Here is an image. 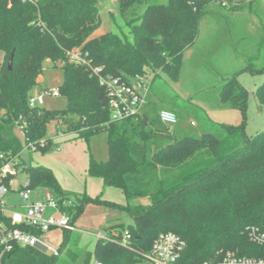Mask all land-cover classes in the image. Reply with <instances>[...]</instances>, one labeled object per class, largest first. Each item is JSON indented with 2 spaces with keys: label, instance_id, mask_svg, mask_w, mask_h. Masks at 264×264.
Listing matches in <instances>:
<instances>
[{
  "label": "trees",
  "instance_id": "16d2710c",
  "mask_svg": "<svg viewBox=\"0 0 264 264\" xmlns=\"http://www.w3.org/2000/svg\"><path fill=\"white\" fill-rule=\"evenodd\" d=\"M217 1L224 2L118 0L121 15L129 11L134 16L124 18L129 30L94 36L101 23L97 0H0V155L24 150L18 128L27 146L47 140L43 148H51L52 139L44 138L52 119L87 137L104 129L109 157L92 158L87 171L102 177L107 185L122 187L128 201L149 198L147 204L128 202L124 209L134 224L124 226L114 238H99L88 257H83L85 251L80 247L81 233L64 230L63 264H90V256L94 257L92 264L96 260L151 264L146 254L156 236L172 231L187 243L178 264L217 261L227 251L264 255V245L252 241L247 233L251 226L264 230V130L248 139L243 127L214 123V130L203 132L202 137L181 135L178 127L170 129L161 121V109L153 102L135 116L112 121L107 90L93 70L101 67L103 74L127 79L146 78L151 72L156 77L160 71L177 77L185 49L199 35L205 10ZM244 5L238 1L232 8ZM76 47L86 55L87 63L68 59L66 52ZM49 60L64 71L58 87L68 104L63 111L29 105L39 75L44 73V62ZM250 70L264 72V66ZM220 98L246 111L247 92L237 77L225 82ZM256 98L264 107V83ZM177 117L180 121L182 116L178 113ZM207 154L213 155L210 163L205 161ZM27 170L33 187H48L63 203L53 172L30 165ZM87 201L78 198L62 205L72 223ZM106 230L110 234L112 226ZM125 230L131 233L130 247L121 244ZM61 254L48 255L18 245L7 264H55Z\"/></svg>",
  "mask_w": 264,
  "mask_h": 264
},
{
  "label": "rangeland",
  "instance_id": "374dc122",
  "mask_svg": "<svg viewBox=\"0 0 264 264\" xmlns=\"http://www.w3.org/2000/svg\"><path fill=\"white\" fill-rule=\"evenodd\" d=\"M238 1L245 5L236 10L232 7ZM97 2L101 23L93 32L94 36L108 31L129 30L124 18L134 16L129 11L121 15L118 0ZM144 9L142 7L141 12ZM198 33L196 41L185 49L183 68L177 77L167 71H160L156 77L152 72L147 74L146 79L151 85L147 102L155 103L160 109H171L177 115L180 113L182 117L175 127L181 135L202 137L203 132L214 130V123H226L243 127L246 138H254L264 130V107L256 98L258 87L264 83V72L250 70L264 66V0H232L226 7L220 1L210 4L200 20ZM0 58H3L2 51ZM43 71V81L39 75L33 93L44 95L46 109L66 110L65 97L51 94L63 83L64 71L50 60L44 62ZM234 77L247 92L245 112L231 103H223L220 98L222 86ZM16 133L25 146L20 153L22 161L31 167L53 172L62 191L57 195L64 198L65 205L78 201V198L88 199L74 222L82 231L80 247L85 251L84 258L93 250L98 240L97 233L105 235L106 227L110 226L112 232L120 233L124 226L134 224L132 215L124 209L128 202L132 205L149 203L147 197L128 201L122 187L107 185L102 177L87 171L92 158L102 161L109 157L108 137L104 129L87 137L72 130L68 124L52 119L44 138L52 139L51 148L37 147L35 150L27 148L21 128ZM213 159L212 154H207L205 161L210 163ZM23 173V178L30 175L28 170ZM39 190L33 194L34 200L44 196V191ZM6 199L14 206L22 202L14 191ZM63 235V230H55L45 234L43 240L58 246ZM64 254L65 251L55 264H63ZM92 257L89 258L90 264L94 261Z\"/></svg>",
  "mask_w": 264,
  "mask_h": 264
},
{
  "label": "built area",
  "instance_id": "2783aa9c",
  "mask_svg": "<svg viewBox=\"0 0 264 264\" xmlns=\"http://www.w3.org/2000/svg\"><path fill=\"white\" fill-rule=\"evenodd\" d=\"M197 3L199 0H189ZM222 3L227 6L226 0ZM68 59L72 62L87 63V58L81 49H72L66 52ZM94 74L98 76L99 83L107 90L108 103L110 107V119L118 122L130 116L142 112L147 106L148 95L151 85L143 76H135L127 79L112 74H103L101 67H94ZM53 96H60L58 89L52 90ZM44 104L43 94H34L29 98V105L38 106ZM159 118L170 129L178 123L179 118L171 109H161ZM194 124V122H193ZM48 141L42 140L39 145L47 146ZM39 145L29 144L27 148L35 150ZM21 153V152H20ZM20 153H1L2 163L0 165V264H7L9 256L14 252L16 246H32L36 248L38 242L47 246L48 255H60L63 238L58 246H52L43 240L45 234L54 230L77 231L76 224L72 223L71 217L63 209L65 203L55 196L54 192L46 186L33 187L32 179L22 175L27 170V164L21 159ZM16 186L13 188V186ZM44 191L42 198L33 199V194L40 190ZM12 191L17 192L22 202L14 206L9 204L6 196ZM250 239L264 245V230L251 226L247 228ZM115 233L101 235L96 234L99 239H110ZM131 233L125 230L121 236V244L130 247ZM185 239L178 233L161 232L156 236L153 246L146 254L151 264H178L186 249ZM37 249V248H36ZM93 264H102L96 260ZM202 264H264V255L249 256L238 255L236 252L227 251L217 261H207Z\"/></svg>",
  "mask_w": 264,
  "mask_h": 264
},
{
  "label": "water",
  "instance_id": "95a60500",
  "mask_svg": "<svg viewBox=\"0 0 264 264\" xmlns=\"http://www.w3.org/2000/svg\"><path fill=\"white\" fill-rule=\"evenodd\" d=\"M14 53H11L10 59H9V68H12L13 62H14ZM36 248H38L41 252L46 253L47 254V246L45 244H43L42 242H38L36 245Z\"/></svg>",
  "mask_w": 264,
  "mask_h": 264
},
{
  "label": "crops",
  "instance_id": "0c3cea01",
  "mask_svg": "<svg viewBox=\"0 0 264 264\" xmlns=\"http://www.w3.org/2000/svg\"><path fill=\"white\" fill-rule=\"evenodd\" d=\"M216 14H217V13H216ZM216 14H215V15H216ZM217 15L220 16L221 18L223 17L221 14H217ZM217 15H216V17H217ZM213 16H214V15H213ZM41 77H42V78H41V82H42V81H43V75H42ZM54 231H55V230H54ZM54 231H53V232H54ZM76 232H80V233H82V231L79 230L78 227H77V231H76ZM111 233H114V232H111ZM63 238H64V237H63Z\"/></svg>",
  "mask_w": 264,
  "mask_h": 264
}]
</instances>
